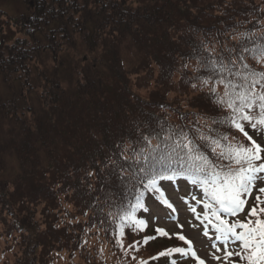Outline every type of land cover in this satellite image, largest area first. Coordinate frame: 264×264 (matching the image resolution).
<instances>
[{
    "label": "trees",
    "instance_id": "trees-1",
    "mask_svg": "<svg viewBox=\"0 0 264 264\" xmlns=\"http://www.w3.org/2000/svg\"><path fill=\"white\" fill-rule=\"evenodd\" d=\"M33 1L32 11L1 25L0 79L8 93L0 96V264H160L141 252L133 260L115 244L108 214L119 211L125 192L109 159L120 158L117 145L133 157L141 135L162 126L195 124L206 134L243 139L211 123L224 113L206 89L192 88L203 72L194 71L195 57L206 54L205 44L227 55L238 32L259 35L264 0ZM124 46L136 54L128 66ZM201 118L207 123H197ZM10 161L15 170L7 176ZM160 183L165 193L170 185L198 186L187 176ZM199 189L180 195L207 200ZM145 202L150 211H171L154 194ZM39 209L40 231L31 217ZM148 213L137 216L146 220ZM125 232L127 243L135 231ZM143 237L139 251L155 243Z\"/></svg>",
    "mask_w": 264,
    "mask_h": 264
},
{
    "label": "snow or ice",
    "instance_id": "snow-or-ice-1",
    "mask_svg": "<svg viewBox=\"0 0 264 264\" xmlns=\"http://www.w3.org/2000/svg\"><path fill=\"white\" fill-rule=\"evenodd\" d=\"M235 39L237 43L226 49L227 55L204 45L206 54L195 57L197 66L194 69L197 73L203 72L195 77L197 82L191 86L201 92L206 89L209 101L224 113L222 119L210 117L211 123L224 125L240 133L243 139L231 134H206L195 124L191 130L162 126L159 132L141 135L138 142L142 146L138 151L131 149L133 157L127 155L128 147L116 146L120 158L130 161L127 167L120 158L109 159L113 165L110 175L115 176L116 169H120L118 178L124 185L125 195L116 205L119 211L108 215L113 217L116 225L115 244L125 254L128 249L138 250L136 245L139 243L125 247V229L139 233L147 227V221L137 216L138 212L150 211L145 194L156 195L163 206L175 212L160 182L187 176L207 197V200L193 197L196 204H202L203 210L197 213L193 206L190 211L204 225L203 235L213 241L210 246L215 251L211 259L221 264H264V185L258 186V182L264 181V70H257L247 63L251 58L264 68V30L259 35L251 30L238 32ZM221 88L223 91L219 90ZM197 123L207 122L201 118ZM213 131L209 129V132ZM161 133H164L163 137ZM154 139L156 144H153ZM169 172L171 175H166ZM253 192L256 193L254 202L248 208ZM241 213H246L243 220L228 219ZM178 228L181 231L170 234L157 227L155 235L143 237L145 244L159 236L175 237L186 245L167 248L151 259L171 258L174 254L181 258L191 255L196 264H206L193 249V242L182 234L183 226L178 225ZM230 244H235L239 250H233ZM132 258L136 259L135 256ZM138 264H147V261L141 260ZM169 264L178 262L170 259Z\"/></svg>",
    "mask_w": 264,
    "mask_h": 264
},
{
    "label": "rangeland",
    "instance_id": "rangeland-1",
    "mask_svg": "<svg viewBox=\"0 0 264 264\" xmlns=\"http://www.w3.org/2000/svg\"><path fill=\"white\" fill-rule=\"evenodd\" d=\"M63 1L66 2L64 6L69 7V3H68L69 0H63ZM73 1H75L77 5L79 6L83 4V0H73ZM122 1L129 2L131 0H122ZM135 5H136L135 3L132 4L133 8L135 7ZM24 6L25 5L23 4V0H0V24L4 23V21H8V17H5V13L7 15H12L15 13L22 14V12L25 11ZM18 37H21V35L19 34ZM124 50L125 51H123L122 58L125 61V66H128L130 65V62L132 60L135 61L136 54L132 53L134 51L128 49L126 46H124ZM7 93H8V90L3 86V84L1 83V79H0V96L5 97ZM14 170H15V165L13 162L10 161L9 171L7 172V176H9V174H11V172H13ZM179 188L180 186H177L176 189H173V187L171 186L170 187L171 192H168L169 193L168 197L175 203L176 210H177L176 213L173 215V219H171V217H169L167 213L160 212L156 207L152 205L151 207L152 211H149V213L146 215V218H147L146 221L149 226L143 232H139V233L135 232L131 236L132 239L129 242L127 243L124 242L125 247L129 244H133L134 242H136V240H139L142 236H146V235L151 236L152 233L155 234L154 229L157 227L164 228L167 232L171 234V233L181 231V229L178 228V225H182L183 226L182 234L185 235L195 245H197V247L200 248L197 251L198 256L201 259H204L207 262V264H221V262L211 259V255L215 251L210 246L213 241L210 240L209 237H205L203 235L204 230L201 227V224L198 223L195 214L190 212L186 206L185 197L187 195L184 194L182 196L180 195V193H177ZM184 190L186 189H183V187L181 186L180 192H183ZM188 190L194 191V189L192 188H188ZM196 191L199 192V190L197 189ZM255 194L256 193L253 192L252 197L249 198L248 205H247L248 208L252 206L254 202ZM197 207L201 208L200 206H197ZM39 212H40V209L39 211L34 210L32 214L33 216L31 217L35 220L36 223L34 224L38 225V230L40 231V230H43L45 226L42 225L43 223L42 214H39ZM245 214L246 213H241L239 216L232 218V220L234 219L243 220ZM209 235L210 236L212 235L211 231H209ZM173 240L176 241L177 246H183V243L177 240L175 237H172V238L164 237L160 239L158 236L155 240H152L155 243L147 250L148 253L146 249L144 250L141 249V251H139V249L138 250L128 249L127 255L130 253L131 254L130 257H133L141 252L144 258H151V257L157 256L155 252H157L158 250H161V249L165 250L167 248L175 247L174 245L175 243H173ZM216 243L218 245L220 244L219 241H216ZM139 244H137L136 246L137 248L140 247ZM184 246L186 247V245ZM229 247L232 248L233 250H239L235 244H230ZM216 255H222V253H216ZM170 259H176L178 264H196V261L193 258H191V256H188L187 258H181L179 254H174L171 258L160 257L157 262L162 261L160 264H169ZM147 262L150 263V261H147Z\"/></svg>",
    "mask_w": 264,
    "mask_h": 264
}]
</instances>
